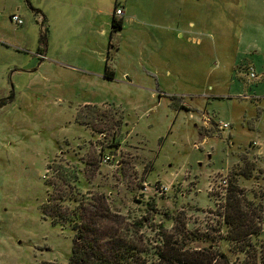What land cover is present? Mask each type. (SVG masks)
Listing matches in <instances>:
<instances>
[{
	"label": "rangeland",
	"instance_id": "374dc122",
	"mask_svg": "<svg viewBox=\"0 0 264 264\" xmlns=\"http://www.w3.org/2000/svg\"><path fill=\"white\" fill-rule=\"evenodd\" d=\"M0 40V264H264L224 224L232 181L264 217V0H0Z\"/></svg>",
	"mask_w": 264,
	"mask_h": 264
},
{
	"label": "trees",
	"instance_id": "16d2710c",
	"mask_svg": "<svg viewBox=\"0 0 264 264\" xmlns=\"http://www.w3.org/2000/svg\"><path fill=\"white\" fill-rule=\"evenodd\" d=\"M122 20H117L114 18L113 25L115 27H120ZM112 74L110 69L107 66L106 76ZM246 169H250L247 166ZM237 174H243L247 176V170L244 172H238ZM227 215H225L224 224L227 227L226 238L229 241H241L243 248L238 249L242 252H250L252 248L258 249V244H261V247H264V237L261 236V218L263 203L259 200H252L245 195L244 190L236 182L232 181L231 186L229 187V196L227 199ZM264 218V217H263ZM262 218V220H263ZM255 237L256 240H252ZM193 240L206 239L205 237L198 238L194 235ZM248 238H250L248 240ZM263 243H262V242ZM84 251L82 250H73L71 256V264L79 259H84L80 256ZM257 254L254 253V257ZM81 257V258H80ZM77 259V260H76ZM107 264L103 262L102 258L98 256V259L95 264ZM159 264H234L231 263V257L225 251H219L212 248V241L208 243L205 247L202 248H186L182 245L178 239H174V242L168 240L164 245V250L160 253V263ZM246 264H249L248 262Z\"/></svg>",
	"mask_w": 264,
	"mask_h": 264
},
{
	"label": "built area",
	"instance_id": "2783aa9c",
	"mask_svg": "<svg viewBox=\"0 0 264 264\" xmlns=\"http://www.w3.org/2000/svg\"><path fill=\"white\" fill-rule=\"evenodd\" d=\"M115 14H118V15L124 14L123 8L122 7H117ZM12 20L14 21V23L16 25H22L24 23L23 18L18 13H14L12 15ZM40 56L46 57V54H44L43 52H41L40 53ZM248 75L250 77L249 79L258 78L259 74H258V72L256 71V68L253 65H250V68L248 69ZM206 123H208V121ZM227 127H229V124L228 123H221L220 124V128L221 129H225ZM106 159H109V157H106ZM222 182H223L224 185H227L228 184V180L227 179H224Z\"/></svg>",
	"mask_w": 264,
	"mask_h": 264
},
{
	"label": "crops",
	"instance_id": "0c3cea01",
	"mask_svg": "<svg viewBox=\"0 0 264 264\" xmlns=\"http://www.w3.org/2000/svg\"><path fill=\"white\" fill-rule=\"evenodd\" d=\"M12 50H13V45L11 44L10 41H1L0 40V52H4V53H6L9 56L11 54ZM2 62H4V64L2 66H6L7 68L11 67L12 66V63H13V61H9V60L7 61V59H6V61H2ZM27 65H29L28 62L25 64V67ZM253 66L256 68V71L257 72L259 71V73H262V72H260V70L254 64H253ZM12 73H13V71H12ZM261 77H262L261 74H259L258 78H255V79H251L250 80V82L252 83L251 84L252 86H250L251 89L256 90V89H258L259 87L262 86V85H260L259 87L258 86L255 87L256 85H259L260 84ZM204 120H205V123L207 121L209 123V118L208 117H205ZM208 123H206V124H208Z\"/></svg>",
	"mask_w": 264,
	"mask_h": 264
}]
</instances>
